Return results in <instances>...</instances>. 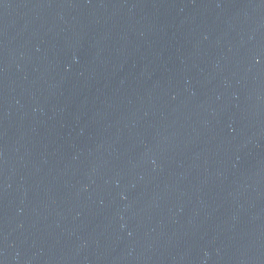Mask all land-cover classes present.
<instances>
[{
    "label": "water",
    "instance_id": "water-1",
    "mask_svg": "<svg viewBox=\"0 0 264 264\" xmlns=\"http://www.w3.org/2000/svg\"><path fill=\"white\" fill-rule=\"evenodd\" d=\"M0 264H264V0H0Z\"/></svg>",
    "mask_w": 264,
    "mask_h": 264
}]
</instances>
